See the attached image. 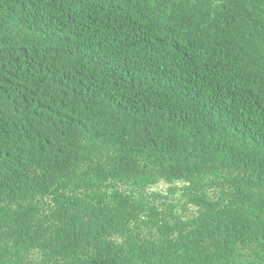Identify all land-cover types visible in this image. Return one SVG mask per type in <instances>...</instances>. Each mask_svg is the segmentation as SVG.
<instances>
[{
    "label": "trees",
    "instance_id": "obj_1",
    "mask_svg": "<svg viewBox=\"0 0 264 264\" xmlns=\"http://www.w3.org/2000/svg\"><path fill=\"white\" fill-rule=\"evenodd\" d=\"M0 264H264V0H0Z\"/></svg>",
    "mask_w": 264,
    "mask_h": 264
},
{
    "label": "rangeland",
    "instance_id": "obj_2",
    "mask_svg": "<svg viewBox=\"0 0 264 264\" xmlns=\"http://www.w3.org/2000/svg\"><path fill=\"white\" fill-rule=\"evenodd\" d=\"M170 186L168 184H166L165 182L161 183L159 186H157L155 189L161 192L166 193L168 191V188Z\"/></svg>",
    "mask_w": 264,
    "mask_h": 264
}]
</instances>
